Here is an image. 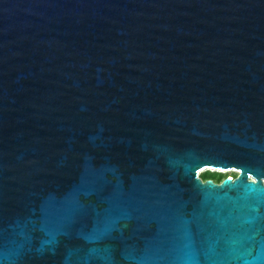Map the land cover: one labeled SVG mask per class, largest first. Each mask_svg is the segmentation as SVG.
<instances>
[{
  "label": "water",
  "instance_id": "obj_1",
  "mask_svg": "<svg viewBox=\"0 0 264 264\" xmlns=\"http://www.w3.org/2000/svg\"><path fill=\"white\" fill-rule=\"evenodd\" d=\"M0 264H264V0H0Z\"/></svg>",
  "mask_w": 264,
  "mask_h": 264
},
{
  "label": "trees",
  "instance_id": "obj_2",
  "mask_svg": "<svg viewBox=\"0 0 264 264\" xmlns=\"http://www.w3.org/2000/svg\"><path fill=\"white\" fill-rule=\"evenodd\" d=\"M235 173L232 172V174H224L222 172H219V171H212V170H205L204 172L200 173V177L203 179V180H206V179H213L215 182H219L222 178H224L225 176L227 175H234Z\"/></svg>",
  "mask_w": 264,
  "mask_h": 264
},
{
  "label": "rangeland",
  "instance_id": "obj_3",
  "mask_svg": "<svg viewBox=\"0 0 264 264\" xmlns=\"http://www.w3.org/2000/svg\"><path fill=\"white\" fill-rule=\"evenodd\" d=\"M205 170H207V169H200V171H199V175H200V173H202V172H204ZM219 172H221V171H219ZM232 172H234V171H232V170H228V171H222V173H226V174H232Z\"/></svg>",
  "mask_w": 264,
  "mask_h": 264
},
{
  "label": "flooded vegetation",
  "instance_id": "obj_4",
  "mask_svg": "<svg viewBox=\"0 0 264 264\" xmlns=\"http://www.w3.org/2000/svg\"><path fill=\"white\" fill-rule=\"evenodd\" d=\"M235 174L233 175V176H235L236 175V172H234Z\"/></svg>",
  "mask_w": 264,
  "mask_h": 264
}]
</instances>
